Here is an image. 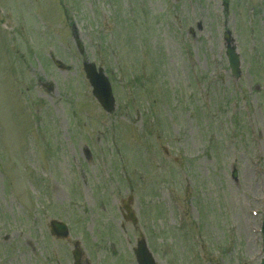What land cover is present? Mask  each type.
<instances>
[{
    "label": "rangeland",
    "instance_id": "obj_1",
    "mask_svg": "<svg viewBox=\"0 0 264 264\" xmlns=\"http://www.w3.org/2000/svg\"><path fill=\"white\" fill-rule=\"evenodd\" d=\"M263 214L264 0H0V264H261Z\"/></svg>",
    "mask_w": 264,
    "mask_h": 264
},
{
    "label": "water",
    "instance_id": "obj_2",
    "mask_svg": "<svg viewBox=\"0 0 264 264\" xmlns=\"http://www.w3.org/2000/svg\"><path fill=\"white\" fill-rule=\"evenodd\" d=\"M226 37L229 43L228 52L226 55H228L229 57L231 68L233 70L234 75L240 76L239 55L236 53V48L231 46L230 33H228ZM58 65L63 67L62 64L60 63H58ZM85 68H86L88 78L90 79V82L94 88V96L97 98V100L100 102V104L103 106V108L107 112L114 111L115 99L113 97L110 83L107 80L103 71L100 70L98 72L94 64H87ZM130 203H131V199H129L128 201L124 203L125 208L128 212V215L126 216V218L128 220H131L133 223H136L137 219L135 215L133 214V211L131 210ZM53 227H54V230L57 231L59 236H63V237L68 236V229L64 224L53 222ZM75 255L77 256L76 258L79 261L80 253L77 251L75 252ZM136 255H137L138 264H156L152 254L150 253L147 247L145 240H141L138 243V248L136 249ZM263 264H264V261H263Z\"/></svg>",
    "mask_w": 264,
    "mask_h": 264
}]
</instances>
